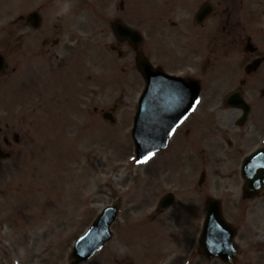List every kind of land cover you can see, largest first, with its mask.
Listing matches in <instances>:
<instances>
[{
	"label": "rangeland",
	"instance_id": "1",
	"mask_svg": "<svg viewBox=\"0 0 264 264\" xmlns=\"http://www.w3.org/2000/svg\"><path fill=\"white\" fill-rule=\"evenodd\" d=\"M120 1L125 2V23L145 37V53L170 61L172 71L196 72L202 80L197 150L191 160L196 159L198 165L191 170H174L161 154L148 163L135 159L131 129L144 80L133 75L134 71L119 73L106 46L114 39L102 21V13L113 19ZM161 1L90 0L98 5L89 11L87 31L86 27L73 30L87 36L90 58L97 54L106 58L103 68H90L94 79L89 83L101 87L84 91L74 87L64 104L54 102L66 95L62 88L57 87L54 96L50 90L32 87L39 83L38 73L19 66L18 39L31 35L19 18L43 3L63 7L74 4L73 0H0V53L8 55L9 65V73L0 77V130L9 124L20 137V143L8 149L12 157L0 161V264H69L76 240L117 200L122 201V213L112 227L113 238L85 264H181L183 252L192 250V236L202 229L210 195L223 198L225 215L238 229V241L244 248L249 239L251 243L262 240L264 201L257 202L259 210L248 228L255 227L249 232L241 216L246 204L236 184L238 161L232 164L227 141L237 138L233 149L240 147L242 155L264 145V97L260 93L264 71L246 77L237 67L242 58L238 54L227 57L206 31L200 34L190 26L191 42L171 29L169 21H189L195 13L194 0H190L191 8L184 6L189 0H181L172 9L163 7ZM105 7L108 11L102 12ZM258 41L264 45V40ZM132 63L133 56L119 61L123 69ZM13 67L17 72L12 73ZM243 79L247 80L244 96L252 110L246 127L240 128L234 124L240 112L225 107L224 99L240 88ZM116 104L117 122L111 125L101 113ZM190 153L194 157V151ZM202 173L210 189L197 194L194 202L181 191L189 182L199 181ZM227 187L230 191L225 193ZM169 191L178 193L177 200L168 213L160 214L159 200Z\"/></svg>",
	"mask_w": 264,
	"mask_h": 264
},
{
	"label": "flooded vegetation",
	"instance_id": "2",
	"mask_svg": "<svg viewBox=\"0 0 264 264\" xmlns=\"http://www.w3.org/2000/svg\"><path fill=\"white\" fill-rule=\"evenodd\" d=\"M176 1L181 0H162L161 4L163 7H170L172 9L176 5ZM194 1L195 5H193V10L195 13L191 15L189 21H185L182 24L175 21H169L171 29L177 30L183 39L187 38L191 42L193 40L192 36H188L189 33L191 34V32H189L190 26L196 32L200 31V34L202 31H206L208 39L212 43H218V49L224 50L227 57L232 54H238L237 56L242 58V64L239 62L237 67L243 70L246 77L256 76L262 70L264 71V45L262 46L258 41L264 40V0ZM150 2L154 4V0H150ZM73 3L74 4L70 2V5H64L63 7H56L54 2H52L51 5H46V3L38 6L33 11L38 12L41 17V26L38 29H33L28 25L29 20L27 15L19 20L20 23H23L24 30L29 29L31 33V35L23 34L18 39L19 66L25 70H28L29 68V70L38 73L39 83L32 85V87H41V91L45 90L46 92L50 90L54 96H57V87L62 88L66 92V95L61 96L60 100L54 99L55 103H67L70 99L68 93L74 87H77V91H84L86 90V87H101L98 83L92 85L89 83L94 79V75L91 73L90 68L98 67L101 69L106 62V58L103 55L97 54L96 56H93V58H90V54H88V42H85L87 36L83 38L78 34V31L75 32L73 30V27H78L79 30H84L86 27L85 29L87 31V26L89 24L88 15L90 10H94L93 7L88 0H73ZM118 4L119 6L114 9L115 16L113 19H107L106 15L102 13V21L103 24H108L114 39L111 45L106 46H108L110 53L114 56L113 64L116 66L119 65L117 68L119 73L129 72V74H131L130 72L134 71L133 75L136 77L140 76L144 80L143 76H141L142 74H140L138 65V53H142L150 67L149 69H151L152 78L160 79L159 76L164 72L173 77H179L185 82L193 81L194 79L201 80L195 75L196 72H193V74L183 71L184 69L175 71L170 70V61H168L169 64L165 59L160 58V60H158L151 54L144 52L145 42L137 47V45L132 46L127 40L123 41L121 38L119 39L115 35L112 24L116 21L125 23L122 13L126 12V9L124 1H120ZM47 6L49 9H47ZM184 6L191 8V1ZM102 7L103 5L101 8ZM207 8L210 9L209 18H204L199 21L196 18L197 14L200 10ZM107 11L108 9L106 7L102 9V12ZM125 24L131 26L130 24ZM182 28H185L187 31ZM26 32L27 31L24 33ZM33 33H39V35L32 36L34 35ZM75 33L76 35H74ZM104 46L101 47L102 50H104ZM213 50L218 52L217 46H215ZM3 55L7 61L8 55L6 53ZM129 56H133V63L132 65L130 64L131 67H129V69L121 68L119 61L125 60ZM173 61L179 62L181 60L174 59ZM257 61H259V64L257 65L258 67L256 70H249L248 66L256 65ZM206 64L208 65L209 63ZM8 66L7 63L6 71L2 77H5L6 74L9 73ZM229 67H231L229 69L232 71L233 66L229 65ZM17 70L18 68L16 69L13 67L12 73ZM156 71L159 73H155ZM118 85L120 84L118 83ZM246 85L247 80L243 79L239 86L243 87V95L244 87ZM263 93L264 89L261 90V94L264 97ZM197 111L198 107H196L187 120L177 128L168 147L163 152V155H165V161H167L174 170L180 171V169H183L181 171H187L198 165H196V159L191 163V160L196 157L195 151L197 150V143L195 141L197 133L196 119L199 116V112ZM238 111L241 114V111ZM95 112H97V109H95ZM234 124L235 127H240L238 125V119L235 120ZM14 130L15 128L11 129L9 124L0 130V161L10 159L13 153L12 151H8V149L14 148V143L16 145L20 143L19 134L15 133ZM227 144L230 147V160L232 164H235L236 160L238 161L239 182L236 184L240 187L241 196H239L242 202L246 204L241 216L244 218V222H247V230L250 232L253 227H255L251 226V229L248 228L251 224L250 219H255L254 215L257 214V211L259 210L257 202L264 201V194H260L256 190H244L245 186H248L251 182H254V180H249L248 176L247 178L242 176L241 165L247 156L261 146L242 155L243 153L240 147L237 148L236 151L233 149L234 146L238 144L237 138L228 140ZM239 150L241 151L240 154H238ZM190 151H194V157ZM187 155H189L188 160L186 158ZM187 161H190V163L187 164ZM204 174V179L196 181L195 183L189 182L188 186H186L181 193L183 195L185 193L186 197L195 202L197 200V194L206 192L207 189H210V185L207 186L208 181L206 179V173ZM229 191L228 187L224 189L225 193ZM166 193L173 195L176 202L178 195L177 192L169 191ZM211 197H215V199L219 200L223 212V198L219 195H210L206 197L204 216H206L207 213V202ZM199 209L194 207L193 210L196 211ZM200 235L201 229H198L196 235L194 237L192 236L193 245L190 247L192 250L183 252L180 257L181 264H184L188 258H192L191 263L194 264H213L214 261L222 263L219 258L208 259L205 255L199 252ZM263 257L264 236L260 242L255 241L251 243L249 239L245 248L239 251V257L233 264L240 263L244 258H247V261H245L247 264H264Z\"/></svg>",
	"mask_w": 264,
	"mask_h": 264
},
{
	"label": "water",
	"instance_id": "3",
	"mask_svg": "<svg viewBox=\"0 0 264 264\" xmlns=\"http://www.w3.org/2000/svg\"><path fill=\"white\" fill-rule=\"evenodd\" d=\"M113 28L118 34L121 33L122 36L124 34L131 40L137 38L138 42L141 41L138 38L140 37L139 34L134 33L123 25L115 24ZM256 66L252 67L256 68ZM4 68V58L0 55V73ZM141 71L149 78V86L146 87L140 99L133 138L136 144L138 160H145L165 148L174 128L184 120L194 107L201 87L198 85H192L193 87H191L190 84H184L189 87H170L168 84L167 86L164 85L166 87H155L163 83L164 80H153L150 76L152 72L145 64L142 65ZM226 104L244 108L245 116L241 122L245 120L249 107L244 103L241 91L231 94L227 98ZM106 117L111 120L110 114L106 115ZM244 169L245 176H248L249 180L264 179V151L253 154L248 159ZM166 204L167 201L162 203L161 207L166 208ZM213 211L209 215L205 226L201 248L205 253H210V256L218 255L222 257L224 252L231 247L230 243H232L234 232L229 231L230 228L225 224L221 214H219L220 210L216 211V215ZM117 212L118 206L115 205L107 208L96 219L89 231L76 243L70 256V264H81L87 261L111 239L110 227L117 218ZM205 240H208V245L204 244ZM216 245L219 248L217 251H213ZM208 249H211V251L207 252ZM228 258H232V256L230 255Z\"/></svg>",
	"mask_w": 264,
	"mask_h": 264
}]
</instances>
